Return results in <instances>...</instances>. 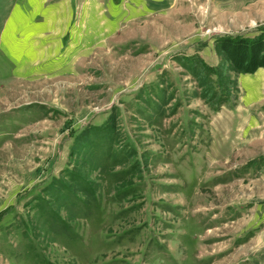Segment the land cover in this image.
I'll return each mask as SVG.
<instances>
[{"label":"rangeland","instance_id":"1","mask_svg":"<svg viewBox=\"0 0 264 264\" xmlns=\"http://www.w3.org/2000/svg\"><path fill=\"white\" fill-rule=\"evenodd\" d=\"M0 264H264V0H0Z\"/></svg>","mask_w":264,"mask_h":264}]
</instances>
